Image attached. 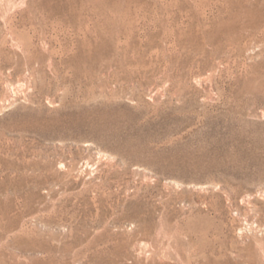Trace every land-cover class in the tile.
<instances>
[{
	"label": "rangeland",
	"instance_id": "1",
	"mask_svg": "<svg viewBox=\"0 0 264 264\" xmlns=\"http://www.w3.org/2000/svg\"><path fill=\"white\" fill-rule=\"evenodd\" d=\"M0 264H264V0H0Z\"/></svg>",
	"mask_w": 264,
	"mask_h": 264
}]
</instances>
